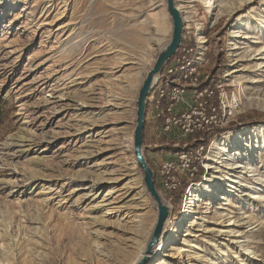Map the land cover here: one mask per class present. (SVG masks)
Masks as SVG:
<instances>
[{
	"label": "rangeland",
	"instance_id": "obj_1",
	"mask_svg": "<svg viewBox=\"0 0 264 264\" xmlns=\"http://www.w3.org/2000/svg\"><path fill=\"white\" fill-rule=\"evenodd\" d=\"M240 2L222 0V7ZM186 6L183 16L193 27L202 21L200 34L208 38L209 63L202 72L227 78L232 89L264 104V0L244 2L218 19V11L201 2ZM172 30L166 0H0V231L10 236L5 264H101L88 238L97 232L117 238L114 219L94 222L104 207H93L110 185L88 194L82 174L98 171L109 157L135 168L153 233L158 207L128 137L134 135L144 81L137 76L146 77ZM246 32L255 38H243ZM90 89L99 93L95 111L102 109L94 126L87 120L93 113L80 112L71 99ZM152 112L146 117L145 156L170 214L164 239L145 264H264L263 105L242 107L227 128L211 134L230 152L217 159L210 154L194 187L181 191L182 200L157 175L177 148L162 145L166 137L149 121ZM101 140L110 148L100 151ZM181 178L188 183L184 173ZM196 193L201 200L191 207Z\"/></svg>",
	"mask_w": 264,
	"mask_h": 264
},
{
	"label": "built area",
	"instance_id": "obj_2",
	"mask_svg": "<svg viewBox=\"0 0 264 264\" xmlns=\"http://www.w3.org/2000/svg\"><path fill=\"white\" fill-rule=\"evenodd\" d=\"M195 26L185 21L179 50L158 75L148 96L147 115L153 110L149 121L166 137L162 145L177 148L157 171L161 185L171 192L183 185V173L188 178L187 190L191 189L208 163L212 144L218 140L211 134L227 128L243 107L239 90L232 89L227 78L209 70L202 72L209 63L208 38L200 34L205 28L202 21ZM186 137L192 139L181 141Z\"/></svg>",
	"mask_w": 264,
	"mask_h": 264
},
{
	"label": "bare ground",
	"instance_id": "obj_3",
	"mask_svg": "<svg viewBox=\"0 0 264 264\" xmlns=\"http://www.w3.org/2000/svg\"><path fill=\"white\" fill-rule=\"evenodd\" d=\"M183 4L176 3V6L180 10H185L188 8L186 4L191 2H201L203 5L208 8L209 11H218L217 13V19L224 15V14H231L233 11L242 5V3L250 1V0H241L239 4H237V7H229L227 5L222 7V0H176ZM185 18V16H183ZM263 23H261L263 29H264V17H262ZM186 21V18L185 20ZM161 28V27H160ZM163 30V28H162ZM243 38H255L254 34L251 33H244L242 35ZM202 39V38H201ZM145 75L137 76L139 80L145 79ZM158 77V76H157ZM157 79V78H156ZM118 81V80H117ZM228 81V79H227ZM241 81L239 78L238 80L235 79V82L238 84H241ZM122 82V81H120ZM156 82V81H155ZM229 82V81H228ZM233 84V83H232ZM235 86V85H234ZM240 86V85H239ZM237 90H239L237 88ZM99 93L96 92V90H86V91H79L74 94H72V106H74L77 110L80 112H88V114H92L90 117L87 118L90 120L91 125L94 126L96 123L99 122V117L96 118V116H100L102 113V109L98 107L99 111H95L96 109L94 107L97 106V100ZM239 100L242 102L243 107L245 108H251L254 105L257 104V106L263 105L261 103V100L258 97L255 96H248L245 92L243 94L239 91ZM116 106L122 105L121 102H116ZM93 107V108H91ZM87 126L81 125L82 130L86 129ZM134 136V135H133ZM90 136H85L84 144L88 143V139ZM129 146L133 150V137L132 135H129L128 137ZM220 139L216 140L213 143L212 149H211V156L216 157L217 155L221 154H227L230 151H228V147L225 145H221L219 143ZM216 144V145H214ZM90 145V144H89ZM110 143L108 141L101 140L99 150L105 151L110 148ZM215 146V147H214ZM88 148V146H86ZM214 147V149H213ZM235 156L236 154L233 153ZM210 156V157H211ZM234 157H230V159ZM224 160H227L228 158H223ZM212 160V159H210ZM136 161V160H135ZM106 160H103V163H105ZM236 163V162H235ZM208 166V163H207ZM237 167H242V165H239ZM209 168H215V166H209ZM236 168V167H234ZM234 168H227L229 170H233ZM135 168L130 167V164L127 161H124L120 158L116 157H109V160L104 164V166H101L98 171L88 170L82 174V177L84 179L88 180V183L86 184L87 188L89 189L90 193L99 194L100 190L102 189L103 183H107L110 185L109 190L107 193L102 197L101 200H99L95 207L93 209H97V206H102L104 209L101 210V216H98V219H95L94 222L98 221H105L110 219H114L115 227L117 228V238L115 240H110L109 236L104 235L103 233L97 232L93 234L91 238H88L89 242V251H93V253H96L98 256L99 261H101V264H119L120 262L124 261L126 258H129V262L125 264H145L144 261L148 258H150V254L153 252L154 245L159 242L160 240L164 239L165 236V230L168 226V216L165 219V222L162 226V230L160 232V235L158 239L155 241L153 246L150 248V242H151V234L152 233V226L153 224L148 223L147 214L144 213V210L147 208V201L144 198V194L142 192H137L136 189L139 188L140 182L137 180V178L134 176ZM256 171V170H253ZM236 183H240L242 185L245 180H239L235 181ZM232 186V183H230ZM194 187V185L192 186ZM191 187V188H192ZM212 193L210 188H206L204 192ZM223 199H226L223 197ZM164 199V198H163ZM190 206H195L196 201H200L201 197L198 193L194 195V198H190ZM228 200V199H227ZM165 201V200H164ZM119 203V205L115 206L113 204ZM167 206L169 207V204L165 201ZM169 214H170V207H169ZM108 216V217H106ZM68 219V218H67ZM157 223V222H156ZM112 225V224H109ZM156 226V225H155ZM155 229V228H154ZM86 233L88 235H91L90 229H85ZM164 231V232H163ZM8 232L0 231V254L2 257H0V264H5V260L9 257V252L6 251L7 249H10V243H8ZM10 237V236H9ZM151 237V239H150ZM142 239V241H140ZM150 240V241H149ZM149 241V242H148ZM91 247V248H90ZM250 247H246L245 249L249 250ZM180 250V249H179ZM117 253L118 259L113 258V253ZM251 253L256 254L257 251L253 250ZM75 264H80L79 260H76ZM82 264V263H81Z\"/></svg>",
	"mask_w": 264,
	"mask_h": 264
},
{
	"label": "water",
	"instance_id": "obj_4",
	"mask_svg": "<svg viewBox=\"0 0 264 264\" xmlns=\"http://www.w3.org/2000/svg\"><path fill=\"white\" fill-rule=\"evenodd\" d=\"M167 11L172 18L173 30L170 42L160 49L153 66L149 69L142 86L138 92L136 125L133 136V154L137 165L143 173V182L147 192L151 195L158 207V219L150 242V248L158 239L165 219L169 215V207L165 203L156 186V175L145 156L144 129L148 111V96L152 91L157 76L163 71L165 65L178 52L182 43L185 21L181 10L176 6V0H166ZM148 259L144 261L147 262Z\"/></svg>",
	"mask_w": 264,
	"mask_h": 264
},
{
	"label": "trees",
	"instance_id": "obj_5",
	"mask_svg": "<svg viewBox=\"0 0 264 264\" xmlns=\"http://www.w3.org/2000/svg\"><path fill=\"white\" fill-rule=\"evenodd\" d=\"M145 127H146V125H145ZM221 132H219V134H220ZM144 140H145V129H144ZM203 171H201V173H202ZM201 173L197 176V178H196V180H199V178H201ZM187 185V183H185V182H183V185L178 189V191H179V193L176 195V198L177 199H181L182 200V196H181V191L182 190H184L185 189V186ZM177 191V192H178Z\"/></svg>",
	"mask_w": 264,
	"mask_h": 264
}]
</instances>
